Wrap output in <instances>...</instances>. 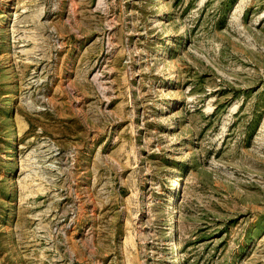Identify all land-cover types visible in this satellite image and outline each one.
<instances>
[{
  "label": "rangeland",
  "instance_id": "374dc122",
  "mask_svg": "<svg viewBox=\"0 0 264 264\" xmlns=\"http://www.w3.org/2000/svg\"><path fill=\"white\" fill-rule=\"evenodd\" d=\"M176 260L264 264V0H0V264Z\"/></svg>",
  "mask_w": 264,
  "mask_h": 264
},
{
  "label": "bare ground",
  "instance_id": "6f19581e",
  "mask_svg": "<svg viewBox=\"0 0 264 264\" xmlns=\"http://www.w3.org/2000/svg\"><path fill=\"white\" fill-rule=\"evenodd\" d=\"M163 53V52H162ZM171 77V78H170ZM169 77V80H171V81H169V83H171L172 82V80L173 79H175L176 78V75L173 73L171 76ZM171 103H174V102H171ZM171 103H169L171 106H173ZM175 201L173 200L172 201V204L174 203ZM175 204V203H174ZM173 206V205H172ZM175 207L173 206V209H174ZM168 209V208H167ZM176 230V229H175ZM174 230V231H175ZM170 231H172V228L170 229ZM174 248H175V251H176V253L178 252V248H177V245L176 244H174ZM176 253H173V255H174V257H175V255H176ZM179 256V255H178ZM175 261V260H174ZM175 264H179V261L178 260H176V263Z\"/></svg>",
  "mask_w": 264,
  "mask_h": 264
}]
</instances>
